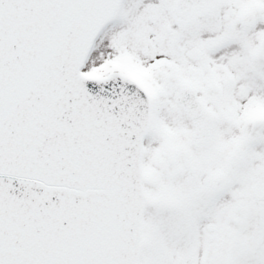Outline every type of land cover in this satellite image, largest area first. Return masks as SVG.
Instances as JSON below:
<instances>
[{
	"label": "snow or ice",
	"instance_id": "6c2138e0",
	"mask_svg": "<svg viewBox=\"0 0 264 264\" xmlns=\"http://www.w3.org/2000/svg\"><path fill=\"white\" fill-rule=\"evenodd\" d=\"M0 264H264V0H0Z\"/></svg>",
	"mask_w": 264,
	"mask_h": 264
}]
</instances>
